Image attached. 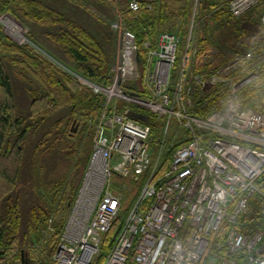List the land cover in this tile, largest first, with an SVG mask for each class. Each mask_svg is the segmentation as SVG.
Here are the masks:
<instances>
[{"label": "built area", "instance_id": "1", "mask_svg": "<svg viewBox=\"0 0 264 264\" xmlns=\"http://www.w3.org/2000/svg\"><path fill=\"white\" fill-rule=\"evenodd\" d=\"M215 1L240 18L261 0ZM200 4L201 0H195L182 49L179 35L163 32L156 47L144 44L148 53L142 69L135 35L122 21L115 22L123 41L113 82L104 86L78 78L104 95L105 103L88 166L51 264H98L104 236L126 204L124 186L114 183L113 177L140 182L152 166L151 126L135 121L129 108L118 111V101L151 110L166 118L167 125L176 121L187 135L162 175H155L157 164L151 170L102 264H264V228L240 222L252 199L264 195L260 184L264 112L247 106L242 96L246 87L264 77V63L250 62L252 51L234 53L221 66L215 65L213 73L194 74L195 62L214 64L219 55L212 45L197 57L202 50L196 37ZM129 6L137 11L140 4L130 0ZM262 21L264 26V15ZM261 31L264 34V27ZM256 37L243 40L252 46ZM140 79L148 96L123 90V82ZM195 86L215 91L202 104L214 101L206 115L195 113ZM52 230L53 218L44 231L45 239ZM41 246L35 247L37 257Z\"/></svg>", "mask_w": 264, "mask_h": 264}, {"label": "trees", "instance_id": "2", "mask_svg": "<svg viewBox=\"0 0 264 264\" xmlns=\"http://www.w3.org/2000/svg\"><path fill=\"white\" fill-rule=\"evenodd\" d=\"M138 1L137 11L130 9V0H117V4L127 29L136 37L138 59L143 69L148 53L144 44L156 47L161 33L179 35L180 49L184 47L195 0ZM115 4L116 0H0V12L8 11L23 21L34 41L13 18L1 16L51 56L72 67L76 73L71 74L108 86L114 80L112 68L117 62L116 33L109 23L115 17L110 6ZM254 10L257 11L255 20L262 29L264 0L240 18L234 17L227 6L219 7L215 0H201L199 44L202 50L197 57H202L203 51L212 45L218 49L219 55L214 64L195 62L194 74L213 73L215 65L221 66L230 54L237 52V42L248 33L243 23L254 15ZM7 31L17 43L0 28V264H21L25 251L32 260L31 264H51L93 151L94 134L105 97L75 75L60 71L30 46H23L25 43L17 34ZM258 44L261 45L258 51L263 55L264 40ZM180 59L179 56L178 65ZM122 88L128 93L148 96L142 79L125 81ZM214 93L213 88L195 86V113L208 114L214 101L203 107L202 104ZM242 96L247 100V106L264 112V77L246 87ZM117 108L121 112L129 108L135 121L151 126L153 160L156 156L157 164L155 175H162L187 135L186 130L176 121L167 125L166 118L133 103L118 101ZM75 121L82 124L77 135L72 127ZM33 138L35 142L31 150ZM73 139L78 141L77 147L75 151H67ZM73 168L76 177L80 178L70 184L69 198H65L64 210L57 217L59 206L58 209L55 207L65 194L61 186L64 181L60 182L59 177ZM53 169L54 175L47 182V172ZM260 184L264 192V178ZM40 185L47 186L45 196L39 193ZM139 194L140 191L132 199V204ZM24 212L28 217L26 223ZM121 214L112 230L104 236L98 264L103 263L114 236L124 224ZM52 218L53 230L45 239L43 233ZM240 222L264 228L263 194L252 199L249 212L241 217ZM43 241L42 253L37 257L31 250Z\"/></svg>", "mask_w": 264, "mask_h": 264}, {"label": "rangeland", "instance_id": "3", "mask_svg": "<svg viewBox=\"0 0 264 264\" xmlns=\"http://www.w3.org/2000/svg\"><path fill=\"white\" fill-rule=\"evenodd\" d=\"M110 9L114 12L115 14V17L114 19H112L111 21H109L110 23V26H111V29L116 33V38H117V41H116V52H117V57H116V60L119 61V56H118V52L120 51V47L122 46V41H123V38H122V34L120 32L119 29H115L114 28V24L115 22H118L120 23L121 21L124 23V20H123V17H122V14H121V10L119 8V5L117 4V0H116V4L114 6H110ZM193 9H194V5H193ZM9 16L11 18H13L19 25H21L24 30H25V34L27 37H29L31 40H33L30 35H29V27L21 20H19L14 14H11L10 12L8 11H5V12H0V28L2 30V32L9 38L11 39L12 41L16 42V40L14 39L13 36L10 35V33L7 31H12L13 33L17 34L21 40L25 43L23 44V46H30V48H32L37 54H39L40 56H42L43 58H45L46 60H48L51 64H53L56 68H58L60 71L70 75V76H73L75 75V77L79 78L76 74H71L70 72H75L74 69H72V67H69L67 65H65L63 62H61L59 59H56L54 58L53 56H51L49 53H47L44 49H42L40 46H38L37 44H35L33 41H31L29 38L25 37L23 34H21L20 32H18L15 28H14V25H12L11 23L5 21V19H2L1 16ZM264 15V14H263ZM122 19V20H121ZM178 20V19H177ZM8 28V29H7ZM124 28H127L126 27V24L124 23ZM13 29V30H12ZM199 36V30H197L196 32V37ZM241 39L243 40L244 37L242 36ZM17 43V42H16ZM120 55V54H119ZM47 56V57H46ZM115 60V61H116ZM114 68V66H113ZM112 68V70H113ZM69 71V72H68ZM76 73V72H75ZM115 72H113V75H114ZM140 74L142 76V70H140ZM116 75V74H115ZM115 75L113 76L115 78ZM114 100H116V98H113ZM92 123L90 122V125ZM81 125L82 124H78L75 122H73L72 124V127L74 129V133L75 135L79 134V131H80V128H81ZM96 133V131H95ZM94 137H95V134H94ZM185 138V136H184ZM34 142H35V139L33 138L31 143H30V149L32 150L33 146H34ZM77 143L78 141H76L75 139L71 140L70 144L71 146H69L67 148V151H72L74 150L75 151V148L77 147ZM73 147V148H72ZM155 160H156V156L152 162V166L150 167V169L143 175L140 176V182H135V180L133 178H122V177H119L117 175H115L113 177V182L114 183H118L120 182L121 185L124 186V193L126 195V204L124 205V208L122 210V219L126 220L129 212L132 210V207L134 206V204H132V199L137 195V193L141 190L142 188L144 187V185L146 184L147 180H148V177H149V174L151 172V169L152 167L154 168V165H155ZM157 162H158V158H157ZM76 163V162H75ZM54 166V165H53ZM64 168V167H63ZM82 172V171H81ZM62 174V172H61ZM67 176H66V175ZM65 174H62V176L59 177V179H61L60 182L64 181L61 183V186H63L62 189H64V195H62V198L64 197V199L61 198V200L59 201V205H56V209H58V206H59V209L56 211V216L57 217H60L63 210H64V207H63V204L65 202V198H69L68 196V193L70 194V184L72 183V181H74V179H76V181L80 178H77L76 176V173H75V170L74 168L73 169H70V171ZM54 175V169L47 172V182H49L51 180V178L53 177ZM65 175V176H64ZM81 176V175H80ZM66 177V178H65ZM65 179V180H64ZM38 190H39V193L42 195V196H45V194L48 192V189H47V186L43 185V186H38ZM52 200V199H51ZM26 212L28 211V207L26 206L25 208ZM62 211V212H61ZM26 219H28L27 217V214L24 212V221L26 223ZM26 225V224H25ZM45 231V230H44ZM44 234V233H43ZM40 245H44V244H41V243H38L37 245H35L31 252L34 253V254H39L38 252V247ZM35 247L37 248V253L35 252ZM43 248V246H41L39 249ZM43 250V249H42ZM18 251V250H17ZM16 251V252H17ZM16 252H14V254H16ZM25 253H27L25 251ZM29 253V252H28ZM40 253H42L40 251ZM29 256V255H28Z\"/></svg>", "mask_w": 264, "mask_h": 264}, {"label": "crops", "instance_id": "4", "mask_svg": "<svg viewBox=\"0 0 264 264\" xmlns=\"http://www.w3.org/2000/svg\"><path fill=\"white\" fill-rule=\"evenodd\" d=\"M254 12H255L254 15L250 16V19H252V20H250L249 18H246L244 23H243V26L248 30V33L243 37H246V36H253L254 37L255 35L257 36L253 42L254 45L251 46L249 42H245L244 40H242L240 38L239 42H237V48H236L237 52H240V53H237V52H234V53L245 55L248 52L252 51V60L251 61L248 59L247 60L252 62L253 64L259 65V64L264 63V53L262 55V53H259V51H258L259 48L261 47V45L258 43L260 41L264 40V34H261L262 31L260 32L261 28L259 27V25L257 23L258 21L255 20V14L257 13V11L254 10ZM192 14H193V12H192ZM262 19H263V16L261 18V22H263ZM234 53H232V54H234ZM115 66H116V64L114 65V68H115ZM114 68H113V72H115ZM114 75H115V73H114ZM25 257L29 258L28 254H25Z\"/></svg>", "mask_w": 264, "mask_h": 264}, {"label": "water", "instance_id": "5", "mask_svg": "<svg viewBox=\"0 0 264 264\" xmlns=\"http://www.w3.org/2000/svg\"><path fill=\"white\" fill-rule=\"evenodd\" d=\"M118 60L120 61V56H119V59ZM31 263H32V260L29 259V258H26L25 257V254L23 252V258H22V263L21 264H31Z\"/></svg>", "mask_w": 264, "mask_h": 264}, {"label": "bare ground", "instance_id": "6", "mask_svg": "<svg viewBox=\"0 0 264 264\" xmlns=\"http://www.w3.org/2000/svg\"><path fill=\"white\" fill-rule=\"evenodd\" d=\"M10 19V18H9ZM8 29V28H7ZM13 30V29H12ZM30 33V32H29ZM19 39V38H18ZM21 39V38H20ZM39 56V55H38ZM60 56H61V54H60ZM40 58V57H39ZM39 61V60H38ZM73 75H74V73H73ZM79 78H83L82 76H79V75H77Z\"/></svg>", "mask_w": 264, "mask_h": 264}, {"label": "snow or ice", "instance_id": "7", "mask_svg": "<svg viewBox=\"0 0 264 264\" xmlns=\"http://www.w3.org/2000/svg\"><path fill=\"white\" fill-rule=\"evenodd\" d=\"M113 206H115V205H113Z\"/></svg>", "mask_w": 264, "mask_h": 264}, {"label": "clouds", "instance_id": "8", "mask_svg": "<svg viewBox=\"0 0 264 264\" xmlns=\"http://www.w3.org/2000/svg\"><path fill=\"white\" fill-rule=\"evenodd\" d=\"M247 174V173H246Z\"/></svg>", "mask_w": 264, "mask_h": 264}]
</instances>
